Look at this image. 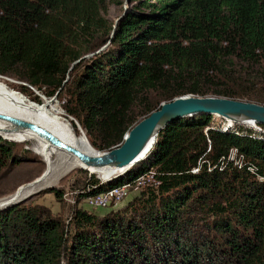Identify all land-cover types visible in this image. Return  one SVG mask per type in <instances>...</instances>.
<instances>
[{
    "label": "trees",
    "instance_id": "obj_1",
    "mask_svg": "<svg viewBox=\"0 0 264 264\" xmlns=\"http://www.w3.org/2000/svg\"><path fill=\"white\" fill-rule=\"evenodd\" d=\"M130 1L114 27L108 6L121 0H0V76L24 83L34 108L60 100L98 151L182 95L264 104V0ZM263 127L197 113L168 124L125 172L103 182L83 170L85 200L154 169L158 185L123 217L1 210L0 264H264ZM19 143L0 136V176L20 163Z\"/></svg>",
    "mask_w": 264,
    "mask_h": 264
},
{
    "label": "rangeland",
    "instance_id": "obj_2",
    "mask_svg": "<svg viewBox=\"0 0 264 264\" xmlns=\"http://www.w3.org/2000/svg\"><path fill=\"white\" fill-rule=\"evenodd\" d=\"M121 1V4L112 3L108 6L106 16L112 23L114 22V26H116V22L122 18L125 9L128 11L129 7L136 3V1L131 2L130 0ZM89 56L91 55H87L86 57ZM0 81V108L14 111L21 108L27 109L26 107L33 109V106H37L39 104L31 99V95L28 97L21 92V86H23L24 83H20L10 77L1 76ZM41 98L42 103L46 101L52 104L54 113L51 115L47 111L46 114L49 115L59 126H65L70 130V137L75 142V145L77 147L81 146L84 149H90L91 147L88 144V140L83 136V134H76V131L73 129L71 124V121H75L63 110L61 107V101L56 98ZM42 103L40 108H42ZM18 117L27 118L32 117V115H21ZM225 121L228 125H232L231 122H228L227 120ZM247 126L256 127L257 125ZM261 129L264 130V127ZM78 130L80 132L79 128ZM78 136H82L83 138L80 139ZM26 137L25 141H14L6 138L8 141L20 142L17 146L19 149L18 158L20 163L16 164L12 169L4 171L3 175L0 176V211L12 206H37L50 211L54 217H59L67 222L73 207H81L86 211L97 214L99 217H109L112 216L113 213L117 214L118 217H123L129 214L130 209L133 207H135L136 210V204H139V202L146 198V195L144 194L146 186L155 187L158 185V183L151 178V174H149L141 186H130L129 188H125L117 199H114L102 206L98 205L101 201L94 200V202H91L88 200L89 198L85 200L78 199V196L81 194L80 192L85 190L87 187V177L85 176L86 173L83 171L85 169L78 166L62 167L61 165H56L53 173L51 172L48 176H46L51 169L54 160V152L42 144L39 138L30 139V136ZM37 142L41 145V147L38 148V146L35 145ZM23 151L32 153V155L38 160L26 158V154ZM87 152L95 154L92 149L90 152ZM230 159H236V156L232 157L231 155ZM130 167L125 168L122 171H118L115 174L113 173L114 171L111 170H104L94 174L104 182L119 173L125 172ZM150 171L152 172L154 169H150ZM106 172H110L111 175L104 178L103 176ZM88 173L90 174V172ZM43 178V184L41 183L39 187L37 186V188L33 189V187ZM50 188L63 190V199L58 201L54 194L50 193Z\"/></svg>",
    "mask_w": 264,
    "mask_h": 264
},
{
    "label": "water",
    "instance_id": "obj_3",
    "mask_svg": "<svg viewBox=\"0 0 264 264\" xmlns=\"http://www.w3.org/2000/svg\"><path fill=\"white\" fill-rule=\"evenodd\" d=\"M126 12L125 9L122 17ZM197 113L212 114L228 122L241 125H264V104L221 96L186 94L162 102L156 110L129 129L118 146L106 151L96 150L95 154H85L36 124L3 113H0V120L11 123L12 131L29 129L36 132L53 145L75 156L86 167L96 169L110 167L122 171L139 162L148 154L156 136L168 124ZM75 123L80 132L84 133L76 121Z\"/></svg>",
    "mask_w": 264,
    "mask_h": 264
},
{
    "label": "bare ground",
    "instance_id": "obj_4",
    "mask_svg": "<svg viewBox=\"0 0 264 264\" xmlns=\"http://www.w3.org/2000/svg\"><path fill=\"white\" fill-rule=\"evenodd\" d=\"M26 108L27 109L21 108V109L14 110V111H9L8 109H5V108H0V113L10 115V116L18 118L20 120L36 124L37 126L44 128L46 131L50 132L51 134H53L57 138L61 139L65 143H67V144L77 148L78 150H80L75 145V142L72 140V138L70 137V130L65 126L64 127L59 126L54 120H52V118L49 115L46 114L47 111L51 115L54 113V109H53L52 104L50 102H46V101L43 102L42 108H40V109H38V108L32 109V108H28V107H26ZM21 115H32V117H27V118L18 117ZM248 125H253V124H248ZM12 128H13V125L11 123H9L7 121L0 120V134H1V136L5 137L7 139L17 140V141H25L27 138L26 136H30V139L39 138V140L42 144H44L46 147L50 148L54 152V160H53L51 169L46 176H48L51 172L53 173L56 165H61L62 167L78 166L80 168H85L90 173H97V172H101L104 170H111V171H114L113 173L115 174L116 172L121 171L120 169H113L110 167H103V168H97V169L91 168V167L90 168L86 167L75 156H73L72 154L66 152L65 150L58 148L57 146L53 145L52 143H50V141L48 139L37 134L36 132L29 130V129L12 131ZM82 134L86 138L85 134L84 133H82ZM89 145H90V143H89ZM90 147L92 149H94L91 145H90ZM80 151L85 153V154H91V153H88L87 151H83V150H80ZM249 167H253L254 172H255V166L254 165H251ZM254 172H252V173H254ZM110 175H111L110 172H106L103 177L107 178ZM44 178L42 180H40V182H38L33 187V189L37 188V186L39 187L41 185L42 181L44 180Z\"/></svg>",
    "mask_w": 264,
    "mask_h": 264
},
{
    "label": "built area",
    "instance_id": "obj_5",
    "mask_svg": "<svg viewBox=\"0 0 264 264\" xmlns=\"http://www.w3.org/2000/svg\"><path fill=\"white\" fill-rule=\"evenodd\" d=\"M237 154H238V150L237 148H231L230 151H229V155L227 157L228 160H231L230 157L232 155V157L236 156V159H233L234 163L237 164L238 166H241V158L242 156L240 157H237ZM249 170L251 172H254V168L253 167H249ZM193 172H197L198 171V168H194L192 170ZM151 174V178H153V180L155 181L154 179V171H149L148 174L145 173V174H142L141 176H139L138 178H136L133 182H127L123 185H120L119 187H115V188H112L110 190H108L107 192H104V193H101V194H98L96 196H92V197H89V201L91 202H94L95 201H101L98 205L99 206H102L106 203H109L111 202L112 200L114 199H117L118 196L121 194V192L125 189V188H129L130 186H141V184L143 182H145L147 176ZM158 183V182H157Z\"/></svg>",
    "mask_w": 264,
    "mask_h": 264
}]
</instances>
